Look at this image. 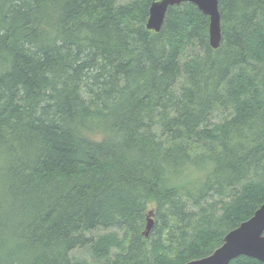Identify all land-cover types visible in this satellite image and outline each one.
I'll return each instance as SVG.
<instances>
[{
    "label": "trees",
    "instance_id": "obj_1",
    "mask_svg": "<svg viewBox=\"0 0 264 264\" xmlns=\"http://www.w3.org/2000/svg\"><path fill=\"white\" fill-rule=\"evenodd\" d=\"M152 1L0 0V264H185L264 203V0L216 49Z\"/></svg>",
    "mask_w": 264,
    "mask_h": 264
},
{
    "label": "water",
    "instance_id": "obj_2",
    "mask_svg": "<svg viewBox=\"0 0 264 264\" xmlns=\"http://www.w3.org/2000/svg\"><path fill=\"white\" fill-rule=\"evenodd\" d=\"M182 2L195 4L208 16L209 45L214 49L218 48L221 38L218 0H153L148 10L146 29L158 32L167 9ZM152 223V212L148 211L144 229L145 236H148ZM239 255L253 257L264 263V203L254 211L250 218L228 231L223 236L221 245L209 255L187 261L185 264H228L230 260Z\"/></svg>",
    "mask_w": 264,
    "mask_h": 264
},
{
    "label": "rangeland",
    "instance_id": "obj_3",
    "mask_svg": "<svg viewBox=\"0 0 264 264\" xmlns=\"http://www.w3.org/2000/svg\"><path fill=\"white\" fill-rule=\"evenodd\" d=\"M125 1V0H123ZM107 230H100V229H96L93 231V234H100L102 232H106ZM71 256L74 258H78V259H84V260H88L89 259V255L88 252L86 250V248H77L74 249L73 251H71Z\"/></svg>",
    "mask_w": 264,
    "mask_h": 264
}]
</instances>
